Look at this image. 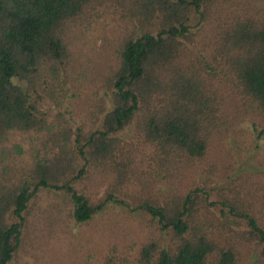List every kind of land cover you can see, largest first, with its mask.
<instances>
[{
    "label": "trees",
    "instance_id": "obj_1",
    "mask_svg": "<svg viewBox=\"0 0 264 264\" xmlns=\"http://www.w3.org/2000/svg\"><path fill=\"white\" fill-rule=\"evenodd\" d=\"M233 1L0 0V264L23 251L44 190L65 192L81 225L108 205L150 217L155 235L97 264H240L252 245L264 264L253 174L219 201L186 189L191 170L220 171L211 153L230 130L229 97L264 124V11ZM192 12L215 22L204 51ZM100 19L119 33L104 70L85 51Z\"/></svg>",
    "mask_w": 264,
    "mask_h": 264
},
{
    "label": "rangeland",
    "instance_id": "obj_2",
    "mask_svg": "<svg viewBox=\"0 0 264 264\" xmlns=\"http://www.w3.org/2000/svg\"><path fill=\"white\" fill-rule=\"evenodd\" d=\"M233 2L236 9L244 5L254 8L256 12L264 11V0ZM106 17L111 22L120 23L119 14L114 17L108 14ZM107 19H100L92 26V32L86 38L89 43L85 51L90 53L98 70L107 68L109 61L114 58L115 41L119 35L112 29L114 23H110V28ZM190 25L192 31L198 34L197 51L206 50V44L215 31V22L202 27L199 16L192 12ZM225 110L224 114L230 118V130L221 144L213 146L211 153L212 159L218 161L220 171L215 176H209L202 169L191 170L186 189H205L211 201H219L221 187L229 186L232 179L243 174H253L262 186L257 198L263 199L264 124L254 110L244 105L239 98L229 97ZM82 112L84 109L81 106L78 120L85 119ZM104 191L105 187L93 190L100 195ZM263 208L260 204L259 210ZM70 209V200L65 192L44 190L39 199L31 203L29 226L24 230L23 251L15 256L11 264H97L112 246L138 249L154 234L148 215L132 214L123 207L108 205L86 225L72 219ZM216 214L220 216V210ZM230 218V221H234V218ZM260 251L258 245L244 247L240 264H258Z\"/></svg>",
    "mask_w": 264,
    "mask_h": 264
}]
</instances>
